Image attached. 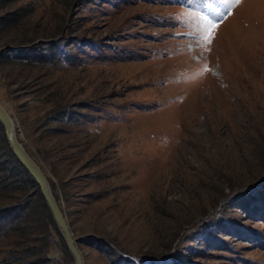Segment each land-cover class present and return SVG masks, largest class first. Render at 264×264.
<instances>
[{"label":"rangeland","instance_id":"374dc122","mask_svg":"<svg viewBox=\"0 0 264 264\" xmlns=\"http://www.w3.org/2000/svg\"><path fill=\"white\" fill-rule=\"evenodd\" d=\"M0 104L84 264H264V0H0ZM9 151L0 264H73Z\"/></svg>","mask_w":264,"mask_h":264},{"label":"water","instance_id":"95a60500","mask_svg":"<svg viewBox=\"0 0 264 264\" xmlns=\"http://www.w3.org/2000/svg\"><path fill=\"white\" fill-rule=\"evenodd\" d=\"M0 122L4 127L5 137L10 150L36 183L56 227L59 229L61 235L63 236L66 247L73 258V264H84L81 252L76 245L77 240L73 236L69 225L64 218V215L51 191L46 177L44 176L38 165L26 152L24 147L18 142L14 132V126L12 125V121L1 105Z\"/></svg>","mask_w":264,"mask_h":264},{"label":"trees","instance_id":"16d2710c","mask_svg":"<svg viewBox=\"0 0 264 264\" xmlns=\"http://www.w3.org/2000/svg\"><path fill=\"white\" fill-rule=\"evenodd\" d=\"M9 156L14 160V162H15L16 164H18L19 166L22 167V165L19 163V161L17 160V158H16V157L14 156V154L12 153V151H9ZM40 195H41V194H38V199H39V201L41 202V206L44 208V210H46V214H47V216H48L49 219H50L51 214H50V212H49V210H48V208H47V206H46V203H45L43 197L40 196ZM51 219H52V218H51Z\"/></svg>","mask_w":264,"mask_h":264},{"label":"bare ground","instance_id":"6f19581e","mask_svg":"<svg viewBox=\"0 0 264 264\" xmlns=\"http://www.w3.org/2000/svg\"><path fill=\"white\" fill-rule=\"evenodd\" d=\"M1 105V104H0ZM2 106V105H1ZM3 107V106H2ZM5 110V109H4ZM6 111V110H5ZM8 114V113H7ZM9 116V115H8ZM10 117V116H9ZM11 119V118H10ZM11 121H12V119H11ZM12 125L14 126V123H13V121H12ZM15 129V128H14ZM17 138V137H16Z\"/></svg>","mask_w":264,"mask_h":264},{"label":"snow or ice","instance_id":"6c2138e0","mask_svg":"<svg viewBox=\"0 0 264 264\" xmlns=\"http://www.w3.org/2000/svg\"><path fill=\"white\" fill-rule=\"evenodd\" d=\"M236 3H239V0H235Z\"/></svg>","mask_w":264,"mask_h":264}]
</instances>
